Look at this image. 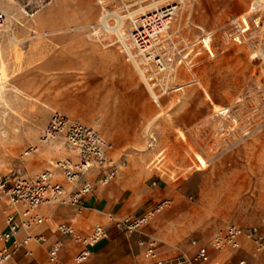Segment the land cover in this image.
<instances>
[{
    "label": "rangeland",
    "instance_id": "rangeland-1",
    "mask_svg": "<svg viewBox=\"0 0 264 264\" xmlns=\"http://www.w3.org/2000/svg\"><path fill=\"white\" fill-rule=\"evenodd\" d=\"M156 1L179 4L166 34L174 40L183 38L177 44L180 55L190 59L194 52L199 54L190 69L180 63L173 71L157 73L153 87L127 61L133 65L131 82L136 91L141 88L146 93L139 136L148 143H133L127 150L124 169L134 174L114 208L129 216L149 204L168 201L143 229L162 237L166 243L160 242V252L166 256L172 246L186 250L191 239L208 242L228 225L264 229V61L253 59L243 45L223 43L218 33L211 42L205 37L230 17L245 14L252 0ZM59 3L67 6L73 22L69 37L115 50L92 40L90 33L103 15L117 13L124 0H0L7 14L6 27L0 31V42L5 40L0 45V159L5 167L19 168L28 176L69 154L60 141L39 143L51 110L40 100L42 93H25L16 86L18 80L26 83L25 77L11 76L12 66L23 68L19 40L28 37L31 24L47 21L37 16ZM30 144L38 151L22 157ZM88 176L95 179L97 172ZM144 257L140 262L147 261ZM239 259L264 264V253L254 255L248 243L228 254V264H238Z\"/></svg>",
    "mask_w": 264,
    "mask_h": 264
},
{
    "label": "built area",
    "instance_id": "built-area-1",
    "mask_svg": "<svg viewBox=\"0 0 264 264\" xmlns=\"http://www.w3.org/2000/svg\"><path fill=\"white\" fill-rule=\"evenodd\" d=\"M179 8L177 2L158 5L156 0H124L117 13L112 11L101 17L99 23L92 27L90 35L94 41L115 47L126 61L141 71L144 81L153 87L157 73L173 71L174 65L180 63L190 69L195 65L192 60L199 54L194 52L190 59L180 55L177 44L183 43V38L174 40L166 34ZM6 21L7 14L0 9V28ZM215 33H218L223 43L243 45L251 51L253 59L264 61V0H252L245 14L230 17L215 30L205 34V37L208 36L211 42ZM202 39L199 40L201 44ZM168 45L170 50L167 49ZM205 50L209 57H213L212 51ZM51 141H60L65 151L73 157L54 160L48 169L30 178L13 169L5 173L0 171V199L5 202L2 210L5 228L0 229V264L11 261L29 243L45 241L43 236L32 234L33 229L46 221L38 211L40 207L65 206L80 213L85 208L84 197L97 187L106 186L117 176L122 166L110 156L113 146L92 127L55 111L39 138L41 144ZM37 151L38 146L31 145L21 156H30ZM90 170H95L97 176L85 180L84 175ZM57 175L69 185L68 188L56 179ZM167 203L165 200L141 213L122 218L109 217V220L113 229L119 233L141 234ZM57 230L80 245L72 259L73 264L87 261L91 254L90 248L107 237V231L101 225H95L86 234H80L66 224L58 225ZM20 231L24 232L22 239H18ZM242 240L251 244L254 255L264 253V229L258 226L244 228L228 225L206 243L192 240V252L189 255L181 253L173 260L158 259V242L155 238H148L144 256L150 262L145 264H222L220 256L230 250H239ZM61 247V240L49 247L47 264H64L59 259ZM23 256L30 257L31 252L26 250ZM238 264L246 263L242 259Z\"/></svg>",
    "mask_w": 264,
    "mask_h": 264
},
{
    "label": "crops",
    "instance_id": "crops-1",
    "mask_svg": "<svg viewBox=\"0 0 264 264\" xmlns=\"http://www.w3.org/2000/svg\"><path fill=\"white\" fill-rule=\"evenodd\" d=\"M79 9L81 13V7ZM37 17L39 19L46 17L47 21L31 24L27 29L30 33L28 37L19 40L23 51V68L19 70L15 68L16 66H12L11 76L12 78L25 77L27 80L26 83L18 80L16 86L25 93L31 91L36 94L42 93L40 100L51 110L50 116L54 111L59 112L72 120L92 127L113 146L110 156L113 160H118L122 166L114 183L106 187H97L84 197L85 208L80 213L65 206L40 207L38 211L46 221L33 229L32 234L43 236L45 241L39 244L29 243L5 264H47V251L57 240L62 241L60 261L64 264H73L72 259L79 251L80 245L57 230V226L61 224L71 225L80 234L88 233L95 225H101L107 231V237L93 245L90 248L91 254L88 260L80 264H145L149 259L144 257L147 261L143 263L139 258L144 256L148 238L157 240V257L160 260H173L181 253L189 255L192 252L190 242L197 239L189 240L186 250L180 245H175L169 249L166 256H161L160 246L162 248L163 244L160 242H166L160 235L158 238L147 228L142 230L141 234L119 233L113 229L109 220V217L127 216L114 208L116 202L123 200L124 191L122 190L134 174L131 169H124L129 156L127 150L134 146L133 143H148L147 139H140L139 136L140 125L146 117L144 112L146 93L142 92L141 88L136 91L135 83L131 82L133 65L127 62L122 54L116 52V49L101 48L97 43L69 37L68 28H71L70 25L73 22L68 18L66 5L59 3L58 6L45 10ZM4 27L6 24L0 31ZM31 33L34 35L30 36ZM4 42L5 40L2 39L0 45ZM71 94L76 97L69 98ZM64 157H73V155L64 153L58 159ZM52 161L54 160L49 161L43 169H48ZM10 169L18 171L27 178L34 176L23 174L18 170L19 168L5 167L1 161V172L5 173ZM90 171L92 173V170ZM90 171L84 175L85 180H92V177L88 176ZM56 179L68 188L69 185L65 184L59 175ZM153 205H147L142 211L151 209ZM4 207L5 202L0 199V229L5 228L2 213ZM23 237L24 232L20 231L18 239ZM143 242L144 244H141ZM248 243L242 240L239 250H230L222 254L220 256L222 264H228L230 252H239ZM26 250L31 252L30 257L23 256ZM240 260L242 259L238 262Z\"/></svg>",
    "mask_w": 264,
    "mask_h": 264
},
{
    "label": "bare ground",
    "instance_id": "bare-ground-1",
    "mask_svg": "<svg viewBox=\"0 0 264 264\" xmlns=\"http://www.w3.org/2000/svg\"><path fill=\"white\" fill-rule=\"evenodd\" d=\"M206 37L208 38V36H206ZM221 111H223V113H225V112H227V109H224V110H221ZM196 159L199 162L200 166H204L205 165V161L203 160V158L200 155L197 154L196 155Z\"/></svg>",
    "mask_w": 264,
    "mask_h": 264
}]
</instances>
